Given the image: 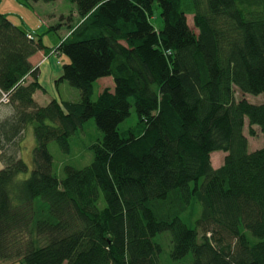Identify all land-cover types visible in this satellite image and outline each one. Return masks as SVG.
I'll use <instances>...</instances> for the list:
<instances>
[{
	"label": "trees",
	"instance_id": "1",
	"mask_svg": "<svg viewBox=\"0 0 264 264\" xmlns=\"http://www.w3.org/2000/svg\"><path fill=\"white\" fill-rule=\"evenodd\" d=\"M69 1L80 22L55 47L0 11V91L14 109L0 122V261L162 264L155 238L168 232L174 262L191 254L192 264H264V146L249 152L245 134L248 123L252 137L255 127L264 136V104L236 98L264 94V0ZM156 4L160 32L150 21ZM53 49L67 59L56 84L79 89V102L34 99L43 87L29 59ZM107 77L114 89L93 100ZM131 99L143 130L123 138ZM91 119L103 133L94 161L66 166L59 180L49 144L68 153ZM30 125L32 170L20 156ZM215 152L226 153L218 169Z\"/></svg>",
	"mask_w": 264,
	"mask_h": 264
},
{
	"label": "rangeland",
	"instance_id": "2",
	"mask_svg": "<svg viewBox=\"0 0 264 264\" xmlns=\"http://www.w3.org/2000/svg\"><path fill=\"white\" fill-rule=\"evenodd\" d=\"M190 0H185V6L188 7ZM190 6V5H189ZM6 9L10 13H15L13 16V21L20 25V16L24 19L27 26H30L33 34L36 37L43 36L44 43L47 46H54L59 44L64 40L69 30V26H76L80 22V18L77 13V7L75 3L69 0H56L54 2H37L33 3L32 6H20L17 0H0V11ZM70 18H73L71 23ZM188 24L195 31L193 25V15H187ZM152 25L155 27L157 32H160L164 28V21L161 17V10L156 4L154 6L153 16L150 18ZM42 25L45 27L43 32L40 31ZM48 26L53 27L50 32L47 31ZM43 29V28H42ZM38 53V52H37ZM36 53V54H37ZM46 55V56H45ZM39 60L41 63L51 62L55 71H59L60 67L65 64L67 59L60 55V53L55 57L48 56L45 53ZM55 63V64H54ZM39 71V70H38ZM57 76V75H56ZM53 78V83L49 81H44V87L47 92L45 93L49 98H57L60 101H70L79 102L81 100L80 90L72 87L68 82L61 84H56L57 77ZM57 78V79H56ZM30 82L32 81L29 80ZM28 82V81H27ZM29 83V82H28ZM106 88L114 89V82L111 77H107L99 80L95 86V94L93 100H96L99 94ZM246 98L252 104H264V94L252 95L247 94L243 96L240 92H236V98ZM54 100V99H53ZM132 103L131 115L127 120H125L119 127V131L123 138H127L132 132L138 135L143 127L139 124L137 112L134 107L133 99L130 100ZM37 104H39L37 102ZM48 105V104H47ZM41 106V105H40ZM257 135L252 137L249 134L248 123L245 127V134L249 141V152H253L264 146V136L261 134L260 130L256 127ZM103 138V133L99 130L95 119H91L83 124L81 128L70 139V151L68 153L62 151L56 141H52L49 144V151L53 156V174L59 179L63 180L65 178V167L72 166L78 169H82L89 166L95 159V152L92 147L97 144ZM22 142H24L23 152L21 153V158L29 166L30 170L33 168V149L36 145V139L33 132V126H28L23 134ZM226 153L225 152H215L211 155V160L216 164L222 166L224 163ZM2 164H0V169H2ZM193 184H190V188ZM103 202V201H102ZM104 203V202H103ZM102 203V205H104ZM201 205L197 204L191 215L192 224L196 219L200 217ZM186 222L188 220L187 216L182 217ZM250 242L256 244L259 239L252 236L249 232H246ZM155 240L160 243L163 247V254L161 256L162 264H192L193 257L188 255L182 262H174L171 259L170 253L172 250L171 235L168 232L158 235ZM0 264H3L0 261ZM14 264H21L16 262Z\"/></svg>",
	"mask_w": 264,
	"mask_h": 264
},
{
	"label": "crops",
	"instance_id": "3",
	"mask_svg": "<svg viewBox=\"0 0 264 264\" xmlns=\"http://www.w3.org/2000/svg\"><path fill=\"white\" fill-rule=\"evenodd\" d=\"M5 14H8L10 16V18L13 20V16L12 15H16L15 13H10L9 11H7L6 9H4L3 11H1ZM17 16V15H16ZM20 26L22 29H24L25 31H27L28 33L31 34V32H33L30 28V26H27L24 19L20 16ZM14 22V21H13ZM15 23V22H14ZM16 24V23H15ZM17 25V24H16ZM43 28V29H42ZM51 27L48 26L47 31L50 29ZM45 27L42 25L40 31L44 32ZM31 31V32H30ZM69 32V30H68ZM33 36H35V34H33ZM35 39L37 40V37H35ZM43 43H44V38H43ZM61 43V42H60ZM59 43V44H60ZM59 44H56L52 47L58 46ZM44 45H46L44 43ZM47 46V45H46ZM45 55L44 51H40L37 54L33 55L32 57H30L29 61L31 62V64L33 65L34 68H37L39 70V74H38V80L39 83L42 85L43 90H39L34 94V99L36 102L39 103V105L41 106H46L47 104H49L53 99H57V98H49L47 97V95L45 94L47 92L46 88L44 87V81H49L53 83V78H50L51 76L54 77L56 76L57 78H59V76L61 75L62 72V67H60L59 71H55V67L52 66V64H50L51 62L48 63H41L39 62L40 58L42 56ZM46 56V55H45ZM55 64V63H54ZM56 78V79H57ZM113 79V78H112ZM29 80H31V76H27L26 77V81L30 82ZM54 84V83H53ZM1 97V96H0ZM58 100V99H57ZM60 101V100H59ZM14 114V109L10 104H0V122L11 117ZM256 129V127H255ZM22 146L24 147V142H22ZM23 152V149H22ZM21 152V153H22ZM226 156V155H225ZM212 159V158H211ZM212 161V160H211ZM1 164V162H0ZM213 167L215 169L220 168V165H216L213 161H212Z\"/></svg>",
	"mask_w": 264,
	"mask_h": 264
},
{
	"label": "built area",
	"instance_id": "4",
	"mask_svg": "<svg viewBox=\"0 0 264 264\" xmlns=\"http://www.w3.org/2000/svg\"><path fill=\"white\" fill-rule=\"evenodd\" d=\"M31 37V36H30ZM60 52L57 49H54L51 51V56H57ZM2 103H8L9 102V94L8 93H2V98H1Z\"/></svg>",
	"mask_w": 264,
	"mask_h": 264
}]
</instances>
